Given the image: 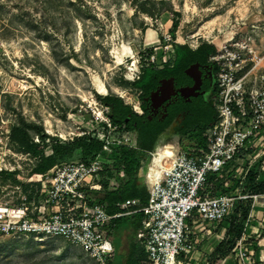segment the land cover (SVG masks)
<instances>
[{
	"label": "rangeland",
	"instance_id": "rangeland-1",
	"mask_svg": "<svg viewBox=\"0 0 264 264\" xmlns=\"http://www.w3.org/2000/svg\"><path fill=\"white\" fill-rule=\"evenodd\" d=\"M147 1H166L167 8L177 13L160 12L163 5L158 4L151 16L141 11ZM227 37L251 45L262 59L259 70L264 73V0H0V197L17 203L24 194L34 196L40 159L27 152L28 143L38 145L46 155L54 154L56 144L67 153L79 138L83 145L96 140L136 146L137 133H123L112 125L100 97L115 95L141 113L133 83L144 66L170 62L178 46L194 49L207 44L218 50ZM97 82L104 84L106 95L98 92ZM177 130L170 129L165 141L160 137L154 150L143 154L138 184L147 186L142 178L162 146L169 143L181 150L194 146ZM81 150L74 148L72 158L63 160L58 154V165L82 160ZM249 154V160L226 170L219 183L243 175L238 190L242 192L251 163L258 166L259 179L264 174V155L256 150ZM247 206L250 222L244 220V235L235 248L216 254L218 244L228 239L227 229L225 222L209 225L210 233L201 243L204 249L197 248L202 260L192 264H245L238 254L240 247L249 250L250 264H264L260 261L264 213L256 212L253 200ZM188 224L196 228L200 222L194 218ZM130 231L123 229L121 238L112 234V241H122L127 250ZM124 260L119 254L115 264ZM0 264L97 263L63 238L0 236Z\"/></svg>",
	"mask_w": 264,
	"mask_h": 264
},
{
	"label": "built area",
	"instance_id": "built-area-1",
	"mask_svg": "<svg viewBox=\"0 0 264 264\" xmlns=\"http://www.w3.org/2000/svg\"><path fill=\"white\" fill-rule=\"evenodd\" d=\"M211 60L218 65L217 93L212 100L217 118L204 132L207 146L190 152L175 146L168 170L160 165L155 170L148 168L142 178L149 192L146 204L127 200L120 204L122 212L109 215L99 203L102 195L95 192L103 191L102 172L114 160L99 155L90 162L71 161L39 174L36 182L40 186L34 196L24 194L17 203L0 197V236H26L36 241L63 238L97 264H111L115 255L109 230L112 220L141 213L137 239L145 252L142 264H192L200 243L196 230L210 233L207 226L229 220L237 201L250 199L258 204L263 196L236 191L216 197L212 193L227 167L236 169L239 162L251 158L252 150L264 155L262 59L247 42L227 37ZM248 61L253 66L247 67ZM171 132L162 134V141ZM104 149L111 151L109 144ZM143 170L142 163L140 172ZM194 218L200 222L196 228L188 224ZM238 254L250 264L247 248L240 247ZM261 261L264 263V251Z\"/></svg>",
	"mask_w": 264,
	"mask_h": 264
},
{
	"label": "trees",
	"instance_id": "trees-1",
	"mask_svg": "<svg viewBox=\"0 0 264 264\" xmlns=\"http://www.w3.org/2000/svg\"><path fill=\"white\" fill-rule=\"evenodd\" d=\"M151 5L150 8L147 5ZM158 4L163 5L161 10L172 12L171 8H167L168 3L166 1L156 2L147 1L141 4V11L146 14L153 15L156 11ZM177 13L173 11V14ZM175 27L178 26V21L175 22ZM188 48L187 46H178L175 53H180L182 50ZM200 51L205 52L206 56L216 53L215 46L202 44ZM194 53V51H193ZM148 67H151L152 73L151 78L156 75L154 72L158 67L154 64H149L143 67V71L138 80L133 85L139 93L145 91L146 88V77L148 73ZM150 70V71H151ZM101 102L109 109L108 118L112 125L119 128L123 133H138L136 146H124L118 143L109 144L110 152L105 151V143L101 141H90L89 144L83 145L82 140L79 138L74 142V147L71 148L67 153H64L62 147L58 144L53 146L54 154L46 155L44 151L38 149V145L27 144L26 149L29 154L34 155L40 159L38 171L40 174L46 173L52 170L58 165L57 155H61V159L72 158L74 155V148L81 147V159L86 162H90L95 157L101 155L102 157L114 160L112 166L107 167L102 172V185L103 191L95 192L101 194L102 197L99 199V203L103 205L106 212L109 215H116L122 212L120 204L127 200L139 199L143 204H146L149 200V192L146 185L138 184L140 180L139 173L142 168L143 154L148 151H153L155 144L160 138V134L163 127H153L150 125L144 115H141L133 110L131 106H128L124 101L115 96L109 95L100 97ZM217 113L214 106L210 105L209 113H207V120L204 123L190 122L185 124V127L178 132V135L187 137L190 142L195 143L192 148H183V151L190 152L194 148H206V139L204 132L215 123ZM62 159V160H63ZM230 168L227 167L226 170ZM225 170V172H226ZM123 173V175H121ZM242 176L239 179L231 180L228 178L219 183L215 182L213 188V195L218 197L224 194L234 193L240 190L242 184ZM211 180L214 181V178ZM40 186V185H39ZM246 195H264V174L260 175L258 179V166H252L245 176V186L242 191ZM250 199L239 200L235 204L234 210L229 218L225 222L227 229V240L220 242L215 250L216 254H226L236 246V241L241 239L244 235V220H247L250 215V209L247 206ZM143 214L137 213L131 217L122 216L120 218L112 220L113 229L121 230L127 226H131L137 237V232L142 225ZM145 252L141 243L136 239L131 246V252L125 262V264H142ZM212 260V258H211ZM111 264H115L111 262Z\"/></svg>",
	"mask_w": 264,
	"mask_h": 264
},
{
	"label": "flooded vegetation",
	"instance_id": "flooded-vegetation-1",
	"mask_svg": "<svg viewBox=\"0 0 264 264\" xmlns=\"http://www.w3.org/2000/svg\"><path fill=\"white\" fill-rule=\"evenodd\" d=\"M200 47L175 53L173 60L155 69L153 79L151 67L147 68L146 88L139 93L141 113H137L153 127H163L160 137L170 129L177 127L179 132L185 124L207 120L217 93L218 65Z\"/></svg>",
	"mask_w": 264,
	"mask_h": 264
},
{
	"label": "crops",
	"instance_id": "crops-1",
	"mask_svg": "<svg viewBox=\"0 0 264 264\" xmlns=\"http://www.w3.org/2000/svg\"><path fill=\"white\" fill-rule=\"evenodd\" d=\"M145 181V180H144ZM147 187V190H148V186H146ZM256 206H257V210H256V212H262V213H264V195L262 196V199H261V201L259 202V204H256ZM137 214V213H136ZM134 214H132V215H128L127 217H131V216H133ZM122 217V216H121ZM260 217V216H259ZM120 218V217H119ZM117 219V218H116ZM255 221V220H254ZM256 221H260V218H257L256 219ZM253 222V221H252ZM112 223V222H111ZM254 224H255V222H253ZM259 226H261V224L259 223L258 224ZM125 228H130L131 229V234L129 233V237H128V240H129V246H128V249L127 250H124L123 248H122V246H123V244H122V241H121V243H114L113 241V245H114V247H115V255H114V258H113V261L112 262H114L115 263V259H116V257H117V255H119V254H123L124 255V264H125V262H126V260H127V258H128V256H129V254H130V252H131V246H132V243L137 239V237H136V235H135V232H134V230H133V228L131 227V226H127V227H125ZM125 228H122L121 230H115V229H113V224H110V226H109V230H110V235H111V238H113V236H112V234H118V236L121 238V236H120V232L123 230V229H125ZM198 230H196V234H195V238L196 239H198V240H200V243L197 245V248H199L200 247V249L199 250H203L204 249V246H201V243L202 242H204V240L207 238L206 236H208L209 235V233L208 232H204V233H199V232H197ZM198 250V249H197ZM199 254V251H197L195 254H194V256H193V262L195 261V260H198V259H200V257L199 256H197ZM200 260H202V259H200ZM261 261V260H260ZM192 262V263H193ZM257 262H259V260H257ZM202 263V262H201Z\"/></svg>",
	"mask_w": 264,
	"mask_h": 264
},
{
	"label": "bare ground",
	"instance_id": "bare-ground-1",
	"mask_svg": "<svg viewBox=\"0 0 264 264\" xmlns=\"http://www.w3.org/2000/svg\"><path fill=\"white\" fill-rule=\"evenodd\" d=\"M214 21H212L211 24H213ZM179 41H182V40H179ZM128 49H126V52L127 53H130L129 51H127ZM132 79V78H131ZM98 84L96 85L97 87V90L99 93L103 94V95H106L107 94V90L105 89L104 87V84L102 82H97ZM99 116H102V113L100 112ZM173 147H175V145H171L169 143L165 144L164 146H162L160 149H159V153L158 155L156 156V159L154 161V165L155 166L156 164L157 165H160V167L163 168V170H168L170 168V165H171V162L169 161L171 159V157H173ZM166 158H169L167 160L166 163H164L163 161L166 159ZM163 163V164H161ZM162 165V166H161ZM151 167V168H154V167ZM159 167V171L158 173H162V168Z\"/></svg>",
	"mask_w": 264,
	"mask_h": 264
},
{
	"label": "water",
	"instance_id": "water-1",
	"mask_svg": "<svg viewBox=\"0 0 264 264\" xmlns=\"http://www.w3.org/2000/svg\"><path fill=\"white\" fill-rule=\"evenodd\" d=\"M138 137V136H137Z\"/></svg>",
	"mask_w": 264,
	"mask_h": 264
}]
</instances>
